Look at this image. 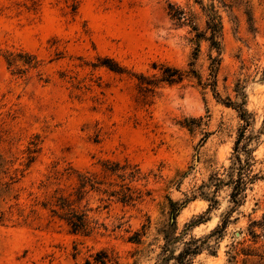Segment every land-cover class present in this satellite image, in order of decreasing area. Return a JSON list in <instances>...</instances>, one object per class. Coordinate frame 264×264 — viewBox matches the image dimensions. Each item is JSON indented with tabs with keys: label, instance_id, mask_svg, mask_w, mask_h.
<instances>
[{
	"label": "rangeland",
	"instance_id": "1",
	"mask_svg": "<svg viewBox=\"0 0 264 264\" xmlns=\"http://www.w3.org/2000/svg\"><path fill=\"white\" fill-rule=\"evenodd\" d=\"M2 170L0 264H155L169 200L190 264H264V0H0Z\"/></svg>",
	"mask_w": 264,
	"mask_h": 264
},
{
	"label": "trees",
	"instance_id": "2",
	"mask_svg": "<svg viewBox=\"0 0 264 264\" xmlns=\"http://www.w3.org/2000/svg\"><path fill=\"white\" fill-rule=\"evenodd\" d=\"M207 28L209 29V35L207 36V39L210 42L211 47H216V49L219 50L220 44L218 38L221 35V26L219 22L215 23L214 20L211 18V20L209 19V21L207 22ZM104 61L105 62L103 63L109 66V68L113 70L119 69L117 68L118 67L117 64L113 62H112L113 64H106V63H111V59L105 58ZM166 70L167 73L163 74L164 80L168 82H177L182 78V72L179 69L175 67L167 66ZM213 91H215L214 88ZM238 98H241L240 102H234L229 99L227 102H223V103L227 106L234 108L237 111L239 118L244 122V124L241 127L242 129L240 131V135L237 136L235 140L233 150H234V158L236 161H240L241 153L245 155L246 161H248L252 153V148L250 146V141H252V136H241V135L243 132V128H245V126L250 123L251 113L248 112V110L245 108L244 95L242 94V96H238ZM242 165L239 164L237 176L231 182L230 197H231V201L236 204H239L240 201L239 196L241 192L245 190L246 184L252 182V180L255 179V174L250 173L248 169H243ZM0 172L2 173L3 170ZM4 173H6V171H4ZM9 183H10L9 181H5L3 178H0V192H8L10 188ZM169 203H170L169 207L171 209L172 221L169 223L170 225L169 231L164 232L165 242L161 247L162 250L160 253V257L155 262V264H190L192 258L201 251L202 245L201 243H199V239L191 238L188 241H184L183 246L180 249L173 250L171 248V244L176 242L177 240V236L173 235L172 230L175 223V217H176L175 212L179 209V206H181V204L173 200H169ZM10 208L11 205H8L7 208L0 206V223L9 219L11 215ZM67 221L76 231L84 227V220L81 217H79L78 220L68 219ZM221 226H224V224ZM218 229L219 228H216L214 231H212V233L216 232ZM98 253H101V251L97 252V254L94 256L93 262L86 260V263L104 264L106 257L98 258L97 257Z\"/></svg>",
	"mask_w": 264,
	"mask_h": 264
}]
</instances>
